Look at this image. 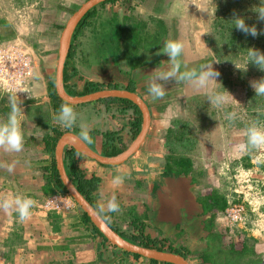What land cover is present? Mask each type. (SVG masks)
<instances>
[{
    "label": "crops",
    "instance_id": "1",
    "mask_svg": "<svg viewBox=\"0 0 264 264\" xmlns=\"http://www.w3.org/2000/svg\"><path fill=\"white\" fill-rule=\"evenodd\" d=\"M125 1L134 3L130 6V11L123 6L114 7L113 10L116 21L129 27L119 31L124 35V40L122 36L117 37L118 32L112 35L111 26L108 27L111 13H108L106 3L105 17L101 12L99 17L96 14L73 41L76 48L68 59L66 73L69 78L66 85L74 93H79L83 80L100 87L107 82L115 86L110 88L129 87L147 106V129L138 147L120 161L100 162L76 150L75 162L84 177H96V187L92 194L97 207L106 203L113 194L116 195L121 211L104 214L105 220L107 219L117 231H132L129 221L134 220V223L142 224L144 233L160 239L164 246L168 243L173 247L182 246L187 252V264H205L201 263L198 256V252L204 248V243L197 238L200 227L194 224V218L187 212V201L182 197L188 186L181 178L163 175L162 145L170 123L189 116L191 101L198 95L206 94L203 90L197 91L187 82L177 83L175 79H171L164 85L167 91L165 97L153 101L148 95L147 87L150 74L155 69L163 70L168 65L163 45L169 39L184 41L185 49L181 59L187 69L212 62L213 68L218 70L216 60L204 38L205 28L213 12L214 0ZM45 3L49 10L56 9L57 5H53L52 0H45ZM2 18L0 16V21ZM133 21H141L143 26L137 28L135 23L131 24ZM18 25L19 23L15 22L11 28L2 29L0 39L14 37ZM157 26L159 30L155 29ZM2 27L6 26L4 23L1 26L0 22V30ZM107 27L110 28V34ZM160 30V40L148 47L150 42L147 40L152 39L154 34L159 37ZM146 32L149 36L144 40L143 35ZM128 39L133 44L134 49H130L131 51L125 49ZM119 41H124V49L118 45ZM57 52L51 50L45 55H33L34 73L25 86V96L18 98L22 101L24 148L19 153L0 150V163L17 162L11 174L6 168L0 167V196H29L37 203L50 193L51 183H45V178L51 159H54L53 152L44 149L43 138L45 135H51L53 128L78 136L79 128L64 129L52 119L59 108L52 107L46 83L53 75L51 70L55 69L57 64L54 62ZM5 97L9 102L10 97ZM70 104L79 114L86 110L96 113L94 117L86 120L90 126L92 143H84L97 154L114 156L118 154H114V150L131 141L129 139L132 129L129 131L128 128L133 125V112L130 106L123 107L115 100L102 99ZM6 117V114L0 113V120H5ZM119 134L120 142L116 141ZM67 145L71 146H64ZM118 175L122 176L124 181L120 186H114L112 180ZM35 206L31 210V218L26 222H20L18 214L14 211L5 213L0 210V264H165L139 254L135 256L133 254L136 253L125 252L104 240L101 233L103 237L82 219V210L77 204L66 212H43ZM158 206L159 215H169L173 212L175 223H179V228L185 231L173 242L172 234L176 232L172 229L173 226L164 224L166 217L157 221L158 214L153 215ZM189 219L191 221L187 222Z\"/></svg>",
    "mask_w": 264,
    "mask_h": 264
},
{
    "label": "rangeland",
    "instance_id": "2",
    "mask_svg": "<svg viewBox=\"0 0 264 264\" xmlns=\"http://www.w3.org/2000/svg\"><path fill=\"white\" fill-rule=\"evenodd\" d=\"M52 2L57 5L55 10H49L45 0H0V16L3 17L0 22L1 26L3 23L6 26L1 28L0 33L16 22L19 23L16 35L31 46L33 55H45L51 50L57 52L60 30L81 0ZM213 12L205 28V39L215 60L220 61L217 63L220 73L218 82L234 99L224 93L227 102L222 108L214 107L207 100L203 111L196 116V122L176 124L174 137L178 136L176 139L182 146L169 135L167 140H163L162 147L167 152L169 147L170 151L181 148L192 156H198V164L208 175L207 180L211 181L209 183L217 187L218 192L226 199L242 202L244 213L236 227L251 233L249 236L264 248V149H254L247 153L235 151V145L246 140L244 132L247 125L242 121L245 109L244 85L238 78L239 70L236 68L243 67L245 59L235 57L234 48L225 47L223 39L213 30ZM55 60L56 57V63ZM80 62L83 65L82 59ZM242 79L245 85L252 87L251 82L258 81L259 78L251 74ZM216 90L224 91L218 85ZM227 112L237 114L235 121L229 122L226 119ZM95 114L86 110L80 114V119L86 121Z\"/></svg>",
    "mask_w": 264,
    "mask_h": 264
},
{
    "label": "clouds",
    "instance_id": "3",
    "mask_svg": "<svg viewBox=\"0 0 264 264\" xmlns=\"http://www.w3.org/2000/svg\"><path fill=\"white\" fill-rule=\"evenodd\" d=\"M257 19L264 21V5H260L255 9ZM231 27L243 32L245 35L257 37L264 34V31L258 32L255 25H249L245 22L242 16L233 14ZM185 43L181 39H169L164 42L163 53L168 57V65L163 70L155 69L150 74L148 81L147 92L153 101L163 99L167 94L165 83L171 79L178 82L184 81L192 85L197 91L203 90L208 97V101L216 108H222L227 102L224 93H227L232 98L233 96L225 90L218 82L220 76L218 70L213 68L212 62L201 64L196 68L187 69L181 57L184 53ZM247 59L243 69L247 70L249 63L255 65L259 70L264 71V53L256 48H248L246 51ZM219 63L220 61H215ZM219 86L224 91L216 90ZM251 86L255 91L256 96H264V78L258 81H252ZM17 93V92H16ZM234 99V98H233ZM10 111L5 120H0V150L6 153H19L24 148V134L22 129V101L15 94L9 98ZM258 116L254 118L246 127L244 135L246 140L235 145V151L239 153H247L254 149H264V120L259 119L260 115H264V110H257ZM226 119L229 122L235 121L237 114L235 112H227ZM53 121L64 129L79 128L78 136L82 142L92 143L90 136L89 124L80 119V114L70 103H62L59 110L53 115ZM16 161L9 164L0 163V167L6 168L11 174L16 167ZM124 181L122 176H116L112 180L114 186H120ZM36 201L29 196L9 195L0 196V210L5 213L16 212L20 222H26L31 218V210L35 206ZM100 213L120 212V204L117 201L116 195L113 194L106 203L98 205Z\"/></svg>",
    "mask_w": 264,
    "mask_h": 264
},
{
    "label": "trees",
    "instance_id": "4",
    "mask_svg": "<svg viewBox=\"0 0 264 264\" xmlns=\"http://www.w3.org/2000/svg\"><path fill=\"white\" fill-rule=\"evenodd\" d=\"M106 1H112V0H104L99 2V4H102ZM260 5H264V0H215V6H214V12L213 17L211 19V26L213 30H215L216 33L220 36L221 39H223L224 46L234 48L233 55L235 57H239V59L243 60V58L247 59L246 51L248 48H256L259 49L262 53H264V34L258 35L257 37H252L251 35H245L243 32L237 30L235 27H231V20L233 19V14L235 13L238 16H242L245 19V22L249 25H255L258 32L264 31V21H260L257 19V13L255 12V9L259 7ZM95 7L93 6L88 11L85 12V14L81 17V19L78 21L74 33H76L83 24L87 23L86 18L89 16H92L94 13ZM70 54V50L68 51L67 55ZM243 69V67H239ZM239 70V80H241V83H243L244 87V112L242 116L243 124L249 125L251 121L254 118H257L258 113L257 110H264V96H256L255 91L252 87L245 85L243 82L242 77L247 75H256L258 76V80L264 78V71L259 70L255 65L249 63L247 65V70ZM238 75V74H237ZM67 74L65 69L62 72V84L65 88L66 92L68 94L72 95H80L87 93L92 90H96L99 88L98 84H92V83H84L79 93H74V91L71 90L70 87L66 85V79ZM47 86V93L49 100L52 104L53 108H59L62 103H65L64 100L60 99L57 94L54 91V80L53 76L50 77L47 80L46 83ZM106 87H115L112 84L105 85ZM103 100H115V101H121L126 103L127 105L131 106L136 114L137 119L134 123V131L133 135L137 132L139 120H138V110L130 100L122 97H106L101 98ZM5 95H0V113L6 114L10 111V104L7 100L6 101ZM4 102V104H2ZM7 118V117H6ZM259 119L264 120V115H260ZM170 132V128H167ZM63 131L57 130L55 128L52 129L51 135H45L43 138V145L44 149L53 152V146L55 143L56 138L58 135H60ZM178 136H176L177 138ZM121 149L114 150L113 153L119 152ZM173 155L167 157L169 160L165 162L164 168L166 170L163 171V173H185L192 170V163L190 158L184 153L183 149L179 148L176 150H172ZM77 153V151L72 148L71 146H64L62 150V163L65 170L66 175L71 180L73 185L76 187V189L83 195V197L98 211V213L103 216L102 213L99 212V209L97 208L94 200H93V190L96 187V177L90 176V177H84L81 170L77 167L75 162L74 154ZM48 174L46 175L45 183H51L50 192L57 190L66 192L63 184L58 178L55 165H54V159H51V164L48 168ZM262 189L264 190V184L262 185ZM208 204L206 208H213L215 209H221L224 204V198L214 191H209L207 194ZM81 212V217L84 221L88 222L91 227L99 234L100 232L94 227V225L90 222L88 217L85 215L83 211ZM107 220V219H106ZM110 224V223H109ZM117 231V230H116ZM119 235H121L126 240H129L130 242H133L135 244L155 248L159 250H167V251H173V252H179L173 248H168L162 246L161 243H156V240L153 238H149L146 235H142L140 232L136 234L126 235L120 231H117ZM102 236V235H101ZM103 237V236H102ZM104 240H106L103 237ZM125 251V250H123ZM126 252V251H125ZM133 254V253H132ZM135 256H138V254H133ZM153 261H157L155 259H151ZM163 262V261H162ZM165 264H172L170 262H163Z\"/></svg>",
    "mask_w": 264,
    "mask_h": 264
},
{
    "label": "flooded vegetation",
    "instance_id": "5",
    "mask_svg": "<svg viewBox=\"0 0 264 264\" xmlns=\"http://www.w3.org/2000/svg\"><path fill=\"white\" fill-rule=\"evenodd\" d=\"M84 1H86V0H81L80 4L83 3ZM102 1H104V0H102ZM99 2H101V1H99ZM99 2H97L94 5H92L91 7H89L86 10V11H88L93 6L95 7L93 15L86 18V22L87 23L83 24L81 26V28L76 33H74L75 27H76L78 21L81 19V17L85 14L86 11L80 16V18L78 19V21L74 25V27L72 29V32H71V35H70L68 49H67V52H66V54L64 56V59H63V62H62L61 77H62L63 70L65 69V71H67V67H68V64H69V60L68 59L73 54V52H74V50L76 48V44H74L73 41L76 39V37H77V35H79V33L83 32V29L86 28V26L96 16V14H97V17H99V14L101 16V13H102V14H104L102 16L105 17V13H107V8H105V4L106 3H108V8H109L108 13H111V17H109L108 27L111 26L110 28H111V31H112V35L115 34L116 32H118L117 37L122 36L121 38H123L124 35L120 34L119 31H124V28L125 29L129 28V27L125 26L122 23L119 24V22L116 21L117 18L115 16L113 10H114V7L123 6V7H125V9L127 11L128 10L130 11V6L132 4H134V3L130 4L129 2H126L125 0L106 1V2H104L102 4H99ZM75 9H73V11ZM134 23H135V27H137V26L138 27H142L143 26V23L141 21H136V22L133 21L131 24L134 25ZM110 28L107 29L109 31V34L111 33ZM151 29H152V27H151ZM155 29L159 30L160 28H159V26H157ZM130 30H132V28ZM159 34H160L159 37H156L155 34H154V37L152 36L153 38L149 39V40L145 39L147 37V35L149 36L148 32H146L143 35L144 40H147V41L150 42L148 44V47H151V46L155 45L157 43V41L160 40L159 38L162 36V31L161 30H160ZM138 36L141 39V36L139 34H138ZM124 38H123V40H124ZM150 38H151V34H150ZM204 38H205V34H204ZM130 39H132V38H130ZM140 39H139V41L141 42ZM205 42H206V39H205ZM127 43L128 44H126V47L124 45V41H119L118 45H121L122 48L125 47V49H129V50L130 49L131 50L134 49L131 40L128 39ZM141 43L139 44L140 46H141ZM139 45H138V47H139ZM57 49H58V47H57ZM69 50H70V54L67 55ZM130 51H128V52H130ZM212 56H213V54H212ZM213 57L215 59V56H213ZM54 71H55V69H54ZM73 73H74V71H73ZM52 76H53V80H54V73H53ZM68 78H69V76L67 77L66 81L68 80ZM84 83H92V82H89L87 80H83L82 86H83ZM92 84H95V83H92ZM107 84H110V83L107 82L106 84H104V86L107 85ZM98 86H99L98 89L105 88L104 86H102V87H100V85H98ZM106 88H110V87H106ZM124 89H127V90L131 91V89L129 87H126ZM92 91H94V90H92ZM103 98H106V97H103ZM96 100H101V98L96 99ZM207 100H208L207 95H205V96H203V95L196 96L191 101V107H190L191 112H190L189 116H187L185 118H178L177 120L172 121L170 123V125L168 126V128H170V132H168L169 130H167V135L165 136L164 139L167 140V137H169V135H170V137H171V139L173 141H176V142L181 144V142L179 140L177 141L176 136L174 137V134H175L174 130L176 131V129H177L176 128V124L177 123H185V122L190 124L191 121H195L196 122L195 118H196V116L198 114H200L203 111V108H204L203 105H205ZM117 102L119 104H122L123 107H125V105L129 106V105H127L124 102H121V101H117ZM130 108H132V107L130 106ZM136 108L138 110V120H139V125H138V129H137V132H138L139 127H140V123H141V113H140V111H139L137 106H136ZM132 112H133V115H132L133 120L131 121V123L133 125H131L130 128H128L129 131H130V129H132V133H131V137H130L129 141L130 140L132 141V139L134 138V136L137 133L136 132L135 135H133L134 123L136 122L137 114H136V112H135V110L133 108H132ZM116 141H118V142L121 141V135L120 134L116 136ZM129 143L128 144L127 143L124 144L120 148L121 150L118 153L123 151L129 145ZM181 146H182V144L180 145V147ZM163 151H164V153H163L164 164H163L162 172L164 170H166L164 168V166H165V162H167L169 160L167 157L169 156V154H170V156L173 155V153H172L173 151H170V147H169V150H168L169 152H167V150H163ZM184 153L191 160L192 170L189 171V172L177 173V174H173V173L165 174V173H163V175H180L181 174V175L187 176L189 178L190 187L188 186L187 189L189 190L190 194L193 196L194 202H195V205L192 207V212H189V214L191 215V217L194 218L193 219L194 220V224L196 226L200 227L199 230H198L199 231L198 232L199 233V237H197V238H199L198 241H202L204 243L203 250L198 252V256L200 257L201 263H205V264L206 263H209V264H264V248H263V246H258V244L256 243V240L254 241V239L249 236V235H252L251 233L244 231L245 229H243V228L239 229V228L236 227L237 224L239 223V221L235 222V223H231V222H229L226 219V216L224 214V207H225L226 201L228 199H226L224 196H222L218 192L217 187H215L213 184H210L211 183L210 180H207V179H209L208 175H206L204 173V171L202 170L200 164H198V163H200L197 160L198 156L197 157L196 156H192L188 152H186V150H184ZM209 191H213V192L215 191L216 194H218V195H220V196H222L224 198L225 204H224V206L221 209H215L214 210L213 208H206V206L208 204L207 194L209 193ZM71 199H72V197H71ZM93 200H94V197H93ZM72 201L74 202L73 199H72ZM75 204L76 203L74 202V206H75ZM243 213H244V211H243ZM102 217L105 218V214L104 213H103ZM189 221H191V220L190 219L187 220V222H189ZM129 225H131L132 231H124L122 233H124L126 235H131V234H136V233L140 232L142 235H146L149 238H153L154 240H156V243H158V242L161 243V244L163 243V242H161L160 239H157L156 237H151L147 233H144L142 224L140 225L138 223H134V220H131V222L129 221ZM110 226L113 229H115L111 224H110ZM172 229L176 231L174 234H172L173 235L172 242L175 241L178 237H180L183 233H185L184 229L179 228V223H175L173 225ZM162 246H164V245L162 244ZM164 247L173 248V249L179 251V252H174V253L183 256L184 259L187 256L186 250L180 245L177 246V247H173L171 243H168ZM171 252H173V251H171Z\"/></svg>",
    "mask_w": 264,
    "mask_h": 264
},
{
    "label": "water",
    "instance_id": "6",
    "mask_svg": "<svg viewBox=\"0 0 264 264\" xmlns=\"http://www.w3.org/2000/svg\"><path fill=\"white\" fill-rule=\"evenodd\" d=\"M102 0H86L81 3L67 18L64 23L63 28L59 34L58 38V52L56 59V66L54 71V91L57 96L64 100L67 103H82L91 100H96L103 97H123L129 99L132 103H134L140 113H141V123L138 132L129 143V145L120 153L114 156H103L97 154L93 149H90L84 142L80 140V138L70 132L64 131L62 132L56 139L53 146V157H54V165L58 175L59 180L63 184L66 192L72 197L74 202L79 206V208L86 214L88 219L92 222V224L97 228V230L108 240L111 244L117 246L120 249L125 251L136 253L148 258L157 259L164 262H170L174 264H187V261L183 256L176 254L171 251L159 250L155 248L145 247L129 240H126L121 235L117 233L115 229H113L110 224L103 218L97 210L83 197V195L76 189L71 180L66 175L63 165H62V147L66 144L71 145L75 150L79 153L86 154L97 159L100 162L105 163H115L116 161H120L126 158L130 153H132L142 141L144 134L148 125V110L143 102V100L135 94L133 91H129L127 89H119V88H102L94 91H90L80 95H72L68 94L63 87L62 77H61V68L64 56L67 52L69 39L72 32V29L80 16L92 5ZM176 179L181 178L184 184L190 187L189 178L184 175H170ZM189 184V185H188ZM184 200L187 201V212H192V207L195 205L194 198L190 194L189 190L185 191L182 194ZM158 206L153 215L158 214L157 221L163 220L165 217L164 224H170L171 226L175 223V215L171 212L169 215H159ZM152 214V213H151ZM164 214V213H161ZM179 221V220H177ZM157 223V222H156ZM189 224V223H188ZM193 226L192 224H189ZM189 225H185L188 227ZM190 227V226H189Z\"/></svg>",
    "mask_w": 264,
    "mask_h": 264
},
{
    "label": "built area",
    "instance_id": "7",
    "mask_svg": "<svg viewBox=\"0 0 264 264\" xmlns=\"http://www.w3.org/2000/svg\"><path fill=\"white\" fill-rule=\"evenodd\" d=\"M34 73L33 52L31 46L20 36L0 39V93L7 96L26 94L25 86ZM17 92V93H16ZM74 206L67 192L53 191L36 203L39 211H68ZM244 207L238 200H227L224 207L226 219L235 223L242 219Z\"/></svg>",
    "mask_w": 264,
    "mask_h": 264
}]
</instances>
